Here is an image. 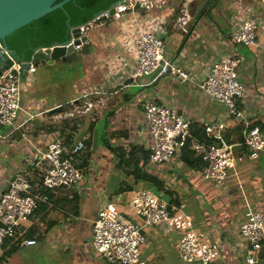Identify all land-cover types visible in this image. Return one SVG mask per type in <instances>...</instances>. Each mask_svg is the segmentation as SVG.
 Returning <instances> with one entry per match:
<instances>
[{
	"label": "crops",
	"instance_id": "crops-1",
	"mask_svg": "<svg viewBox=\"0 0 264 264\" xmlns=\"http://www.w3.org/2000/svg\"><path fill=\"white\" fill-rule=\"evenodd\" d=\"M183 5H187L191 15L186 31L174 26ZM249 16L258 18L261 27L255 45L238 47L239 79L246 87L242 110L253 125L264 124V0H171L164 9L149 12L137 9L119 20L90 29L85 48L77 51L75 60L39 61L33 74L36 77L32 75L33 81L27 83L31 77L24 70L22 106L29 113H44L38 116L39 128L27 125L25 130L21 127L10 137L0 138V145L21 150L15 156L0 153L7 156L6 160L0 157V193L10 175L33 159L38 150L46 148L58 134L65 141L73 134V144L85 139L86 148L76 160L84 179L73 189L50 190L47 200L40 202L30 219L19 226L17 239L7 240L0 264H108L92 244L93 220L102 202L112 200L118 209L129 213L127 202L131 191L146 189L151 182L129 175V165L120 164L103 144L107 139L100 137L106 138V135L115 148H121L126 154L135 151L134 161L142 171L157 176L179 199L184 198L180 200L181 205L192 215L195 229L220 241L223 250L213 263L247 264L244 249L237 243L238 230L248 209L255 207L264 211V157L251 159L245 154L240 145L244 139V119L229 116L224 104L211 100L200 84L214 59L237 48L231 41V33ZM146 33L164 38L166 57L186 69L192 81L182 83L165 74L146 76L140 81L143 83L132 79L138 59L135 40ZM75 64L79 69L70 76L73 91L67 94L62 89L59 71L70 73L68 70ZM44 90L53 91V97L38 98ZM92 91L103 92L105 105L89 115L90 118L85 115L64 119L58 116L59 112H49L56 105ZM147 101L176 109L193 121L195 130L203 131L204 124L210 121L225 123L224 139L235 145L237 154L245 157L236 163L224 186L218 187L203 178V163L191 167L182 162V153L164 164L147 161L143 154L152 144L143 111ZM26 116L22 111L19 120L22 122ZM101 123L105 129L99 128ZM50 126L54 130L47 132ZM7 132L6 129L1 133ZM98 151L109 156L108 160L93 157ZM84 163L86 166H82ZM155 190L151 191L171 203L170 195L158 188ZM129 216L135 222H142L136 216ZM146 235L147 241L141 250L144 264H199L179 258L177 244L182 231L161 224L146 228ZM22 239H35L37 243L18 245ZM257 264H264V253Z\"/></svg>",
	"mask_w": 264,
	"mask_h": 264
},
{
	"label": "built area",
	"instance_id": "built-area-1",
	"mask_svg": "<svg viewBox=\"0 0 264 264\" xmlns=\"http://www.w3.org/2000/svg\"><path fill=\"white\" fill-rule=\"evenodd\" d=\"M170 3L171 0H123L114 5L113 14L110 12L100 14L81 27V35H86L90 29L97 26L119 20L129 12H135L137 4L139 9L149 12L164 9ZM190 19L187 5H183L174 26L186 31ZM260 27L261 22L255 16H249L241 21L231 33V41L237 48L214 59L200 84V88L211 100L224 104L229 116L244 119V139L240 145H243L245 154L251 159L264 157V130L247 120L242 110L246 87L239 79L241 59L238 47L255 45ZM73 41L72 39L70 45ZM84 43L82 41L76 45V50H81ZM135 48L138 59L131 74L133 80L140 82L146 76L156 74L158 77L167 72L182 83L193 80L186 69L174 65L166 57L167 44L161 35L141 34L135 40ZM24 63L28 64L26 69L23 67ZM36 69L37 62L34 56L28 62L15 61L2 72L0 127H10V130L6 134L0 131V138L10 137L27 125L36 129L33 121L44 112L29 113L22 106V74L26 70L31 78L25 82H32V75ZM102 93L92 91L51 109L69 105L67 110L59 112L58 116L64 119L76 118L75 116L90 111L96 113L105 105ZM22 111L27 116L17 124ZM143 111L152 137V144L147 152V161L151 164L171 161L189 144L190 149L202 160L203 178L220 187L225 185L236 163L245 157L243 154H237L235 145L224 139L223 121L205 123L203 126L205 139H200L194 134L193 121L170 106L147 101L143 105ZM65 143L62 135L54 136L46 148L38 150L36 156L19 167L4 184L0 193V256L7 240H16L19 226L30 219L40 202L47 200V196L42 195L32 182L34 172L41 175L43 188L50 190L73 189L84 179L83 170L77 165L76 159L86 148L85 139L71 145L68 150L69 156H66ZM127 203L129 213L118 209L114 201L105 200L93 220V248L108 264H144L141 260V250L147 241L146 228L161 224L182 231L177 244V252L182 261L212 264L220 258L223 250L220 241L206 232L195 229L192 215L187 213L182 205L165 202L153 191L144 188L131 191ZM129 215L140 218L142 222L133 221ZM238 238L237 243L244 249L246 263L257 264L264 253L263 210L255 207L248 209L245 220L239 226ZM36 243L35 239L18 241V245Z\"/></svg>",
	"mask_w": 264,
	"mask_h": 264
},
{
	"label": "trees",
	"instance_id": "trees-1",
	"mask_svg": "<svg viewBox=\"0 0 264 264\" xmlns=\"http://www.w3.org/2000/svg\"><path fill=\"white\" fill-rule=\"evenodd\" d=\"M118 1L119 0H69L63 5V7H59L48 12L42 17L28 23L27 25L14 31L12 34L6 36L4 42L8 45L9 49L15 53L19 62L31 61L37 50L43 47H51L68 42L72 37L73 28L94 19L100 13L112 8ZM83 48H85V45ZM83 48L81 50H83ZM36 62L38 63L39 61L36 60ZM69 107V105L66 107L64 106L62 111L67 110ZM54 113L55 112H53V114ZM257 124H259L261 129L264 130V124H261L260 122H257ZM73 127L76 129L75 125ZM46 130L47 132H50L54 129L50 126L47 127ZM194 134L200 139H205L204 132L201 131V129H196ZM72 144L73 134H69L65 143L66 156H69L68 150ZM111 149L116 157L118 156L120 164L126 166L129 165L130 176L133 175L135 179L149 181L155 184L160 191L170 195L172 204L177 206L181 205L179 196L175 191L167 188L164 182L157 176L144 172V170L142 171L138 163L134 161L133 156L136 153L135 151H130L129 154H126L121 148L117 149L111 147ZM181 153V160L185 164L191 167H197L202 164L201 158L195 156L194 152L190 149L189 144L182 150ZM143 156L147 158V152L144 153ZM76 160H78V158ZM82 166H86V163L82 164ZM32 182L34 183L35 188L38 189L42 195L49 196L50 189L43 188L41 175L38 172H34L32 175Z\"/></svg>",
	"mask_w": 264,
	"mask_h": 264
},
{
	"label": "water",
	"instance_id": "water-1",
	"mask_svg": "<svg viewBox=\"0 0 264 264\" xmlns=\"http://www.w3.org/2000/svg\"><path fill=\"white\" fill-rule=\"evenodd\" d=\"M68 1L69 0H0V76L5 69L12 66L15 61H18L15 53L12 52L8 45L4 42L5 37L28 23L42 17L48 12L53 11L56 8L63 7V5ZM121 1L123 0H119L115 3V5H118ZM137 9H139L138 4L135 6V10ZM114 11L115 9L113 6L110 11L108 9L100 14L106 12L113 14ZM90 21L73 28L72 37L68 42L54 45L53 48L51 46L43 47L37 50L35 53L36 60H46L49 63H54L57 60L64 62L75 60L77 58V50L75 46L80 44L82 41L85 42L87 40V35H81L80 28L87 25ZM72 39L74 41L70 45ZM23 67L26 69L28 64L24 63ZM169 75V72L165 73V76ZM61 110L62 108L59 106L51 109L49 112H60ZM33 123L36 129L41 126L39 118L34 119Z\"/></svg>",
	"mask_w": 264,
	"mask_h": 264
},
{
	"label": "rangeland",
	"instance_id": "rangeland-1",
	"mask_svg": "<svg viewBox=\"0 0 264 264\" xmlns=\"http://www.w3.org/2000/svg\"><path fill=\"white\" fill-rule=\"evenodd\" d=\"M74 68H76L75 70H74ZM77 69H79V66L78 65H76L75 64V66H71V69L70 70H68L70 73H68V72H65L64 74H62V71H63V69L62 70H60L59 71V74H61V79H62V84L64 85V87H62V89L67 93V94H70L72 91H73V87H72V82H71V75H72V72H74V71H76ZM67 73V74H66ZM56 74V73H55ZM64 75V76H63ZM36 77V74L35 75H33V77ZM59 77V76H58ZM64 78V79H63ZM34 79V78H33ZM52 90V89H51ZM42 94V95H41ZM41 94H38L37 95V97L38 98H40V97H48V96H52L53 97V94H54V92L53 91H48V90H44L43 91V93H41ZM41 95V96H40ZM93 114V112L92 111H90V112H86L85 114L84 113H82V114H79V115H77V116H75V117H83V116H87V117H89V115H92ZM90 118V117H89ZM21 122V120H19V118H18V120H17V123L19 124ZM104 124L103 123H101L100 125H99V128L100 129H105L106 128V126L104 127ZM10 130V127H0V131L3 133V132H5V130ZM23 129V128H22ZM23 130H25V127H24V129ZM104 137V136H103ZM100 137L101 138V140H104V139H107V143H104L103 142V144L105 145V147L106 148H108L109 149V153H113L114 154V152H113V150L111 149V147L113 146L112 144V142H111V139L109 138V136H107L106 135V138L104 137ZM110 142V143H109ZM88 145H89V143H88ZM113 148H115L114 146H113ZM1 149H2V151H1ZM19 150H20V148H19ZM19 150L18 149H16V148H11L10 146H8L7 144H2V145H0V153L1 152H4L5 154H7V155H11V156H15L18 152H19ZM112 151V152H111ZM20 152H21V150H20ZM103 153L101 152V151H98V153L96 152H94L93 153V157H97L98 159H104V160H108V158H109V156H107L106 154H104V155H102ZM101 155V156H100ZM2 159H4V160H6L7 159V156L6 155H4V154H2L1 156H0ZM117 158H118V156H117ZM157 188V186L155 185V184H153V183H151V185H148V189H150V190H155V188ZM146 188V189H147ZM145 189V188H144ZM159 190V189H158ZM155 192H156V190H155ZM179 200H184V198L182 199H179ZM200 205H202V204H200ZM134 221V220H133ZM144 246V245H143ZM172 258H174L175 259V256L173 255L172 256ZM197 263H199L200 264V262H197Z\"/></svg>",
	"mask_w": 264,
	"mask_h": 264
}]
</instances>
